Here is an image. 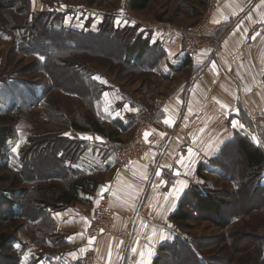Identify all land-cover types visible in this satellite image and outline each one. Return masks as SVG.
<instances>
[{
  "label": "rangeland",
  "instance_id": "1",
  "mask_svg": "<svg viewBox=\"0 0 264 264\" xmlns=\"http://www.w3.org/2000/svg\"><path fill=\"white\" fill-rule=\"evenodd\" d=\"M196 1L151 0L144 11L134 15L144 21L156 17L173 20L189 28L201 21L206 9L207 0L201 6L200 17L191 23L189 6L190 3L196 5ZM127 4L128 0H0V128L13 130L12 138L0 152V201L2 197L12 199L18 212L14 223L0 220V264H32L38 252L40 255L44 253V257L57 252L60 255L57 263L64 264L62 256L73 250L64 239L75 229L61 232L56 229V223L49 224L51 222L45 215H55L52 213L61 212V209L44 208L41 201H51L52 191L49 189L54 185L64 188L68 180L86 177L100 183L107 167L105 163H109L106 161L116 163L112 154L115 147L107 152L104 146L97 147L96 157H88L83 146L70 143V139L80 136L74 130L90 131L98 125L96 121L103 123L99 118L95 120V115H99L95 105L97 93L91 98L96 112L93 115L87 101L61 92L55 86L77 85L72 75L73 66L81 63L91 71V74L80 71L90 84L97 85L98 80L105 82L103 76H108L112 82L118 79L122 88L126 83L124 87L128 93L135 91L137 85L145 95H149L153 87L159 89L164 86L166 89L169 86L156 77L138 76L134 69L113 64L109 57H104L105 54L115 57L123 52L130 39L127 34L113 40L106 39L110 33L104 34L106 38L84 39L79 42L83 47L79 55L67 54L60 49L64 59L63 56L59 58L60 55L53 58L57 47L51 43L42 45L60 37L45 27L50 23L54 25L53 29L81 33L98 29L108 21L123 29V23L129 17L125 8ZM197 6L200 7L199 4ZM48 74L53 75L55 82ZM132 81L137 84L132 85ZM107 98V105L103 103L100 110L109 108L111 100L115 99L109 94ZM142 99L146 104L144 110L151 113L145 96ZM107 130L110 131L111 126H107ZM258 131L254 134L246 130L244 136L264 152V134L257 135ZM133 133L124 142L127 143ZM62 137H66L68 142ZM120 139L123 141V137ZM220 152L203 163L202 177L195 185L200 190L218 191L216 193L224 203L220 216L197 213L182 224L170 222L161 227L162 237L151 239V250L143 256L148 259V264L156 256L161 258L159 264H264V193L254 187V178H250L252 171L244 168L242 152L236 145L223 150V156L218 159ZM75 172H82L85 176L75 175ZM15 175L20 180L16 189H25L28 197L9 189ZM263 180L264 172L257 179L260 188H264ZM237 185H240L239 191L236 190ZM188 198L187 204L192 207L193 202ZM79 200L82 205L74 203L75 206H80L92 217L95 203L90 194L82 193ZM39 216L42 221L38 218L35 223L34 219ZM89 227L83 233V239H78L77 245L85 244L84 251L90 241L95 246L96 240L103 236L89 238ZM49 235L52 237L46 239ZM164 243H168L166 250L158 253ZM261 243L263 254L256 257ZM73 263L84 264V260Z\"/></svg>",
  "mask_w": 264,
  "mask_h": 264
},
{
  "label": "crops",
  "instance_id": "2",
  "mask_svg": "<svg viewBox=\"0 0 264 264\" xmlns=\"http://www.w3.org/2000/svg\"><path fill=\"white\" fill-rule=\"evenodd\" d=\"M205 2L190 3L191 23L200 17ZM125 8L129 17L125 18L123 30L135 32L123 50V65L134 69L138 76L156 77L169 86L153 87L145 95L137 85L135 91L128 93L126 83L122 88L118 79L112 82L103 76L105 82L98 80L99 86L91 90L87 105L94 115L91 98L97 93L95 105L99 115H95V120H102L103 123L96 121L101 130L77 129L74 132L80 136L70 140L83 146L88 157H96L97 147L104 146L107 152L125 144L145 109L143 96L165 132L159 135L144 166L134 164L123 170L107 160L103 179L87 192L95 205L107 196L114 214L110 231L95 242L96 264H148L143 256L151 250V239L162 237L161 227L170 224L171 215L190 186L197 185L199 165L213 158L236 134L244 136L246 130L255 134L260 129L264 134V3L261 0H217L206 38L213 43L221 42L222 51L214 54L202 50L194 57L188 56L183 48L179 32L185 27L179 22L157 17L144 21L134 15L142 11H133L128 4ZM89 31L96 33L98 29ZM138 38L146 43L144 50L141 54L137 50L130 53L129 47ZM127 59L129 65L125 63ZM108 94L115 99L109 108L100 110L103 103L107 105ZM166 120L171 123H165ZM107 126H111L110 131ZM75 204L64 206L61 212L51 216L59 231L75 229L64 239L73 249L62 256L64 264L84 260L85 244H77L91 222V215ZM59 259L57 252L50 257L38 252L32 264H58Z\"/></svg>",
  "mask_w": 264,
  "mask_h": 264
},
{
  "label": "trees",
  "instance_id": "3",
  "mask_svg": "<svg viewBox=\"0 0 264 264\" xmlns=\"http://www.w3.org/2000/svg\"><path fill=\"white\" fill-rule=\"evenodd\" d=\"M151 0H128V6L131 10L133 11H143L147 8L148 4L150 3ZM45 27L49 29V31L53 34H56L59 37V39L53 40V41H45L43 42V46L46 45V43H51L55 47H57V50L55 51V54L53 56L54 59H56V55H60V57L64 55L60 51V49L63 52H68L67 54H75L79 55L81 52V49H83L82 45L79 44V42H82L84 39H98L101 37H104V34L110 33V36L107 37L106 39L113 40L114 38H117L118 36L125 35L127 34L128 37H132L133 33L135 30H130V29H119L114 26L113 23L111 22H105L104 24L99 25L98 31L96 33L87 31V33H81L78 31H72V30H65V29H53L54 25L52 23L47 24ZM63 28V27H62ZM71 31V33L69 32ZM88 37V38H85ZM62 43V44H61ZM63 45V46H61ZM146 45L145 42H142L139 38L136 39V41L129 47V51L134 52V51H139V54L142 53L144 50V46ZM40 47V46H39ZM83 51V50H82ZM61 52V54H60ZM66 54V53H65ZM50 55V54H49ZM102 56V54H101ZM104 57H109L111 59V62L116 65L123 64V52H119L117 56L115 57H110L109 54H105ZM52 58V59H53ZM51 59V60H52ZM50 61V60H49ZM48 61V62H49ZM64 60H62L60 63H62ZM46 62L45 64L47 65ZM130 59H127L125 63L129 65ZM58 63V64H60ZM57 64V65H58ZM81 63H78L73 66V69H76L78 71H74L71 69L72 75L75 76L76 83L77 85L74 87H67L63 84L55 85L61 92L68 93L71 96H76L77 98L83 100L84 102L87 101V104H90V95H91V90L96 89L97 85L95 83H89L85 81V76L80 74V71H85L89 74H91V71H88L87 69L84 68ZM70 68V67H68ZM49 78L52 79L53 82H55V79L53 75L50 76V74L47 75ZM81 88L78 90V88ZM89 102V103H88ZM79 130H87V129H79ZM94 130H101V128L98 125L94 126ZM13 136V130L10 127H2L0 128V152L2 148L5 146L7 141L12 138ZM65 138H62V140ZM59 140V139H58ZM61 140V139H60ZM66 142H68L67 139H65ZM70 142V141H69ZM72 145L79 146L78 143L76 142H70ZM236 145L241 152L243 156V161H244V168L250 169L252 171V175L250 176L251 179L254 178V187L257 190H261L264 193V188H260L257 184V179L262 175L264 172V152L257 148L253 143L247 139L245 136L236 134L232 139L224 143L222 150L220 154H218V159L223 156V150L227 149L228 147ZM63 148V147H62ZM58 161H62L56 158ZM215 160V159H214ZM213 161V160H212ZM212 163V162H210ZM203 164H200L198 169H197V175L199 177L201 176V172L203 169ZM75 175L77 174L78 176H85L84 173L82 172H75ZM232 180V179H231ZM237 181L239 179H236ZM234 181V179L232 180ZM20 180L18 178V175H15L14 180L9 184V189L13 192H18L19 195L23 194V196L27 197L29 196V193L26 192L25 189L23 188H18L17 185L19 184ZM236 183V181H234ZM237 184V183H236ZM98 185L97 181H92L90 178L86 177H79L78 179L75 180H68L67 183L65 184V187H59V186H53L49 191H52L51 194V201H41V204H44V208L48 207L51 208L52 210L56 209L58 210L63 208L64 206L71 205L72 203L79 202V194H87L88 191L91 189L96 188ZM240 185H237L236 190L239 191ZM18 190V191H16ZM41 191V190H40ZM218 191H212V190H200L199 187L195 185H191L188 192L185 195V198L179 203L176 211L171 215L170 221L175 223L182 224L186 221H188L193 214L197 213H206V214H212L215 216H220L222 207L224 205L223 200L218 196L216 193ZM18 195V196H19ZM22 196V197H23ZM193 202V206H188L187 200L189 198ZM2 200L0 201V220L7 221L9 223H14L15 219L17 218L18 212L15 210V201H12V199L8 197H2ZM6 203V207L3 208L4 204ZM44 217V216H43ZM42 221L41 216L37 217L34 219L35 223L38 222V220ZM45 218L50 220L51 223L49 224H54L53 219L50 215H45ZM233 219V218H232ZM44 220V219H43ZM232 223V222H229ZM47 235V234H46ZM3 238V237H2ZM168 246V243H164L161 245L158 249V253L161 251L166 250V247ZM185 247V246H184ZM189 251L188 247H185ZM190 252V251H189ZM263 254V249H262V243L261 246L258 248V253L256 252L255 256L261 257ZM161 258L159 256H156L151 264H159V261ZM8 264H14L8 263ZM17 264V263H16Z\"/></svg>",
  "mask_w": 264,
  "mask_h": 264
},
{
  "label": "built area",
  "instance_id": "4",
  "mask_svg": "<svg viewBox=\"0 0 264 264\" xmlns=\"http://www.w3.org/2000/svg\"><path fill=\"white\" fill-rule=\"evenodd\" d=\"M217 3V0H207V5L201 21L192 27L182 28L179 32L180 39L186 54L194 57L202 50L212 51L218 54L222 51V43H213L206 38L210 27V15ZM165 129L163 124L158 121L149 111H142L139 115L134 133L130 140L123 145L115 147L112 151L116 165L119 169H128L136 164L144 166L149 152L155 147L159 135ZM145 133H148L145 137ZM263 131H258L257 135H262ZM113 211L109 206L108 198L101 197L94 206L92 222L89 227V238H95L109 232L113 224ZM84 251V264H96L95 246L87 244Z\"/></svg>",
  "mask_w": 264,
  "mask_h": 264
},
{
  "label": "snow or ice",
  "instance_id": "5",
  "mask_svg": "<svg viewBox=\"0 0 264 264\" xmlns=\"http://www.w3.org/2000/svg\"><path fill=\"white\" fill-rule=\"evenodd\" d=\"M261 2L264 3V0H261ZM212 67H213V70H215V64H213ZM165 111H167V110H165ZM165 123H171V121L166 120ZM147 135H148V133H145V137H147ZM156 174L159 175L160 173L158 172ZM90 243H91V241H90ZM133 251H135V249H133Z\"/></svg>",
  "mask_w": 264,
  "mask_h": 264
}]
</instances>
